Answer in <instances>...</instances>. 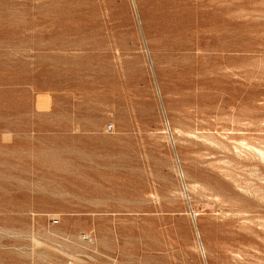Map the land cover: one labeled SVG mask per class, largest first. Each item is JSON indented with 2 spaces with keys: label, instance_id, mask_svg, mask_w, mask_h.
Returning a JSON list of instances; mask_svg holds the SVG:
<instances>
[{
  "label": "rangeland",
  "instance_id": "374dc122",
  "mask_svg": "<svg viewBox=\"0 0 264 264\" xmlns=\"http://www.w3.org/2000/svg\"><path fill=\"white\" fill-rule=\"evenodd\" d=\"M0 264H264V0H0Z\"/></svg>",
  "mask_w": 264,
  "mask_h": 264
},
{
  "label": "built area",
  "instance_id": "2783aa9c",
  "mask_svg": "<svg viewBox=\"0 0 264 264\" xmlns=\"http://www.w3.org/2000/svg\"><path fill=\"white\" fill-rule=\"evenodd\" d=\"M113 126H109V129H112Z\"/></svg>",
  "mask_w": 264,
  "mask_h": 264
},
{
  "label": "bare ground",
  "instance_id": "6f19581e",
  "mask_svg": "<svg viewBox=\"0 0 264 264\" xmlns=\"http://www.w3.org/2000/svg\"><path fill=\"white\" fill-rule=\"evenodd\" d=\"M200 234V233H199ZM198 235V234H197Z\"/></svg>",
  "mask_w": 264,
  "mask_h": 264
}]
</instances>
